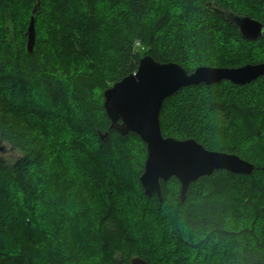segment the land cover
I'll return each instance as SVG.
<instances>
[{
	"label": "trees",
	"instance_id": "16d2710c",
	"mask_svg": "<svg viewBox=\"0 0 264 264\" xmlns=\"http://www.w3.org/2000/svg\"><path fill=\"white\" fill-rule=\"evenodd\" d=\"M208 2H215L221 10L248 15L264 25V0H0V146L6 149L5 141L14 150L25 148L24 162L34 158L33 162L45 166L41 154L45 148H26L24 134L17 130L9 114L21 108L22 112L37 114L32 118L47 121L49 113L60 111L55 114L64 124L50 131H54L48 136L54 140L50 147L55 148V153L58 150L63 155L75 157L77 164L82 163V172L73 177L60 169V175L54 174V186L37 195L36 187L29 186L25 179L27 171L23 159L9 161L0 155V178L17 177L24 194L22 198L25 197L23 200L27 203L17 209L0 204V264H64L65 258L54 247L58 244L59 229L52 226L50 220L62 225V243L70 249L66 231L73 223L82 225L84 220L76 216L85 211L83 207H90L96 199L104 198L92 196L88 199L89 188L101 189L105 198L125 197L116 200L131 205L139 220L146 218L144 221L148 220L146 223L152 228V234L139 236L137 228L144 221L137 220L135 213L131 217L117 214L121 203H110V210L99 212L100 218L88 225L94 229L96 224L91 232L93 237L100 238V244L92 252L93 259L89 260L92 264H130L135 256L142 257L148 264H264V149L258 153L260 156L250 158L243 153L240 143L214 144L215 140L208 137L209 133L215 135L213 132L225 138L232 137L233 123L244 117L247 127L252 128L251 135L264 145V76L246 85L228 80L190 85L164 101L160 121L165 137L193 138L208 149L237 154L255 166L251 174L216 170L211 175L201 176L190 185L184 201L180 199L181 185L176 177L162 182V202L157 195L145 193L140 177L147 158L146 144L136 133L123 136L112 129L104 108V91L135 72L140 58L145 55L160 62H177L188 72L198 66L237 67L264 62V37L243 38L231 21L207 7ZM38 4L34 13L36 40L30 52L27 30ZM205 28L208 30L203 31ZM215 31L216 37L220 35L222 39L219 45L208 40ZM220 44L226 47L234 44L238 50L229 55L226 64H215L213 56L205 55L209 50L223 47ZM32 73L35 76L32 77ZM31 78L36 87L39 83L44 86L41 91L44 90L46 96L26 98L24 102L18 88ZM221 88H229L228 91L247 88L249 94L232 95L222 92ZM204 89L211 90V95L200 98L196 106L183 103L176 107L180 105L176 102L172 106L181 94ZM249 95L251 107L245 98ZM15 102L17 107L13 108ZM186 105L203 109L200 110L203 114L193 117L192 110L183 108ZM169 107L173 113H178L166 119L177 121L184 129L189 128L191 118L194 121L203 119L200 131L185 130L183 136L178 129H169L172 133H167L163 112ZM236 109L240 114L233 112ZM33 125L39 128L38 124ZM104 133H108L107 138H102ZM71 138L76 142L68 144ZM218 140L225 141L222 137ZM61 175L65 177L62 179ZM214 184H218L216 192H209L213 198H218L215 194L228 196L224 190L230 188L226 192L240 200L226 205L228 210L235 211L230 225H227L229 218L223 221L228 214L223 212L225 218H219L217 212L210 210L202 217L192 204L198 200V196H192L195 191L200 194ZM170 186H174L178 194L175 191L174 196H169ZM51 188L61 193L75 190L78 200L68 204L70 196L60 199L59 194H54L57 196L52 213L55 216L39 214L34 202L49 200ZM169 200L173 201L178 215L176 212L171 215ZM244 200L249 203L244 204ZM252 202L251 209L255 208V212L247 211ZM200 206L198 203V208ZM243 209L247 213L240 215ZM65 214L67 218L74 214L73 220L64 218ZM249 216L253 222H249L250 228L246 229L242 224ZM235 219L243 220L237 222ZM136 222L137 227L131 231ZM153 232L155 242L149 241ZM75 241L76 247L69 252L71 259L74 264H86L76 254L77 247L84 246L85 241L80 236Z\"/></svg>",
	"mask_w": 264,
	"mask_h": 264
},
{
	"label": "water",
	"instance_id": "95a60500",
	"mask_svg": "<svg viewBox=\"0 0 264 264\" xmlns=\"http://www.w3.org/2000/svg\"><path fill=\"white\" fill-rule=\"evenodd\" d=\"M215 2L207 7L231 21L240 35L248 40L264 36L261 21L248 15L221 10ZM33 9L27 30V47L33 51L36 40ZM264 76V62L247 63L237 67L198 66L192 72L177 62H160L151 55L139 60L137 70L104 93V108L111 120V128L120 135L136 133L146 144L147 158L141 184L148 196L157 195L162 202V182L176 177L180 182V199L184 201L190 185L199 177L211 175L216 170L251 174L254 164L234 153L206 148L193 138L180 140L162 134L160 114L164 101L183 87L196 84H213L222 80L237 85L249 84ZM108 137V133L101 135ZM4 152L5 147L0 146ZM130 264H148L140 256Z\"/></svg>",
	"mask_w": 264,
	"mask_h": 264
},
{
	"label": "rangeland",
	"instance_id": "374dc122",
	"mask_svg": "<svg viewBox=\"0 0 264 264\" xmlns=\"http://www.w3.org/2000/svg\"><path fill=\"white\" fill-rule=\"evenodd\" d=\"M249 1L250 2L251 1L261 2V0H248V2ZM206 30H208V29L205 28L203 31H206ZM215 32H214L213 37L208 38V40L216 42V45H219V41H221L222 39H219V38H221L220 35H217V37H216L215 34H217V32L216 33ZM195 37H196V39H198L197 36H195ZM195 37H193V38H195ZM220 45L223 47H219V49L209 50L210 52L206 53L205 55L213 56L212 62L215 64H226L229 62V60H228L229 55L236 54L238 52V50L234 44H231L230 46H227V47H226V45H223V44H220ZM56 71H58V70H56ZM33 76H35V74L32 73V77ZM38 85L39 86L36 87L37 85H35V80H33L32 78L27 79L24 83H22L20 85V87L18 89L23 94V98L25 99L24 102H26V98L28 100H30V98H33V97L37 98L38 95H39V97H43L45 95L42 92L44 90L41 91V89L44 86L41 83H39ZM219 90H221L222 92H225V93H232V95L233 94H238V95L239 94H242V95L246 94L247 95V93H248L247 88L245 90H240V89L231 90V88H230V91H228L229 88L227 90H225L223 88H221ZM239 90H240V93H239ZM209 91H211V90H208V89L205 90L204 89L201 91L185 92V93L181 94L180 96H178L177 98L174 99L172 106L174 107V104H176V103L180 104V105H176V107L183 105V103L190 104V105L194 104L196 106V104H198L200 98H204L205 96L210 97L209 95H211V94L209 93ZM249 97H250V95L248 97H245V98H248L247 99L248 104L251 107L252 102H251V99ZM245 98H243V99H245ZM45 99L47 100V98H45ZM45 99H42V100H45ZM228 105H230V104H228ZM12 107L16 108L17 103L15 102L14 105H12ZM232 107H234V106L232 105ZM183 108L184 109L189 108L190 110H192L191 115H193V117H195L196 115L203 114L201 112L203 109L201 110V109H198L196 107L189 106V105H186ZM171 110L172 109L170 108V109H167L163 112L165 114L164 124H165V130L167 133H169V132L172 133L170 131L172 129H178V131L180 130L182 132L181 136H183V134H185V130L200 131L199 127L203 126V124L201 123V121L203 119L199 118V119L194 121L191 118L189 128L184 129L183 126L178 125L177 121L171 122L168 119H166L167 117L171 118L172 113H173V111H171ZM236 110L237 111H233V112L235 114H237L239 112V114H240V110L239 109H236ZM58 112H60V111H57L55 113H58ZM55 113H49L48 117H46V119H48L47 121L46 120L40 121V120H37L35 118H32L31 117L32 115L37 116V114H33V113L29 114L28 112L27 113L22 112L21 108H19L18 111H15V112H12L9 114V116H10L9 118L16 125L17 130L21 131L24 134L23 140L28 145V147H26V148H30V150L34 149V148L39 149V150L45 148V152L41 153L43 155L42 159H43V163L45 164V166H43L42 163H38V161L33 162L34 158H32L33 160L29 159L30 160L29 162H27V161L24 162V158H25L24 154L26 153V149L25 148H23V149L19 148V149L14 150L8 142L4 141V143L6 145V149H5L4 153H2L0 151V155L2 157H5L9 161H16V160L19 161V160L23 159L22 164H23V166L25 165V170L27 171V174H25L26 175L25 179L27 180V183L29 186H32V187L35 186L36 187V190H38L37 195H39V193H41L45 189H48L49 187L54 186V184L52 183L53 178H54V174L60 175V169L63 170V174L66 172L68 174H72V177L75 175H78L79 172H82V170L80 169V168H82V163H80L81 166H80V164H77L74 160L75 157L71 158L69 156L63 155L58 150L55 153V151H54L55 148L50 147V144L54 141L53 138H48V136H50L54 132L53 131L51 133L50 131L53 129L58 130V127L60 128V125L64 124L61 122L60 118L57 117L58 114L56 115ZM174 113L176 114V113H178V111H176ZM174 113H173V115H174ZM55 115H56V118H55ZM30 118H32V119L29 120ZM248 120H249L248 124H250L251 120L250 119H248ZM34 123L38 124L39 128L37 126L33 125ZM52 126H54V127H52ZM250 127L251 126H249V128L247 127V123L245 122L244 117H241V118H237L235 120V122L233 123L232 128H233L234 133H232L233 135L231 134L232 137L228 136L227 138H225L224 136L219 135L218 132H213V134H215V135H212L209 133L208 137H209V139L215 140V141H213L214 144L232 145L234 143H240L243 153L250 158H254V157H257V155L260 156V154H258V153L262 152V150L264 149V145L259 141L258 138H256V137L254 138L251 135L250 131H252V128L250 130ZM64 128H66L65 125H64ZM256 128H257V126H256ZM258 130H259V127H258ZM213 131H215V130H213ZM42 132L44 134H42ZM198 133H200V132H198ZM20 136H21L20 138L22 139V135H20ZM13 137L15 138V136H13ZM43 137H45V139H43ZM221 137L223 139H225V141L222 140V142H220L218 139H221ZM20 138H18V139H20ZM75 142H76V140L71 138V142H68V144H73ZM70 154H72V151H70L69 155ZM64 177H65L64 175H61L62 179ZM89 184H90V186H93L92 182H89ZM217 186H218V184H214L209 189H207L208 191L206 190L205 192H202L203 194L200 192V194H202V195H200L198 192H196L194 190L195 195H192V196H198V200L193 201L192 204H194L196 206L197 213H199V216H202V217H203V214L206 213V211H210V210L213 211L214 213L217 212L218 213L217 217H219V218H221V217L225 218L224 217L225 215L221 214L223 212L228 214V216H226V218L223 221L228 220V218H229V223L227 225H230L231 224L230 219H234V218H232V216H234L235 211L232 212V211L228 210L226 208V205L231 203V202L237 203L240 200H236L234 198V196H230L228 194V192H226L227 190H230V188L224 190L225 194L228 196H220V195L215 194L214 196H218V198L217 199L213 198L212 196H210L209 192H211V191L216 192ZM175 191H176V188L174 186H170L169 187V192H170L169 196H174ZM101 192H102L101 189H98V190H92L91 188L88 189V191H87L88 199H90V197H92V196H101L104 198L96 199L94 203H90V207H83L82 208L85 211L81 212L80 214H78L76 216V217L81 216V218H82L81 220H84V222H82L81 226H80V223H73L71 221L73 223V226L71 225L69 227V230L66 231L68 238H69V244L67 246L71 247L70 249H68L69 251L67 250V248L64 247V245L62 243V237H63L62 225L57 220H56V222H53L50 220L52 226L59 229V231H57V234H56V236L58 237V241H57L58 244L54 245V247H56V251L58 252V254L62 258H65L66 261L64 262V264H74L72 259H71L72 255L70 256L69 252L72 248L74 249L76 247L75 238H77L79 236H80V239L81 238L84 239L85 245L81 246V247H77L76 254L80 257L81 261H84L86 264H92V262L89 260L93 259L94 254L92 252L94 249L97 248V244H100V238L99 237H96V238L93 237L92 232H91L95 229L96 224H94V226H93L94 229H92L88 225L95 223L97 221L98 217L100 218L99 212H102V210H104V211L110 210V208L112 206V204H110V203H114V202H120L121 203V205L119 206V209L117 211V214H120L121 216L129 215L131 217L135 213V215H136L135 217H137V220H139V215L134 211V208H131L132 207L131 205H129L128 203H125V201L122 202V201L116 200V198H120L122 200L123 198L125 199V197L122 196L123 197L122 198L121 196H111V198H105V196H102ZM48 194L50 195V196H48L49 200H47V201H43V200H39V199L35 200L34 207L39 214H46V215L48 214L51 217L55 216V214H52L55 212L54 200H55V197H57V196H54V194H59L60 199H63L62 196H67V195L70 196L68 198L69 199L68 204L73 202V201H76V198L78 200L77 191L75 192V190H72V189L66 191V193H61V192H58L56 190V188H51L49 190ZM176 194H178L177 191H176ZM204 194L206 196H204ZM114 195H115V193H114ZM22 196H24L22 186H21V184H19L17 177H14L13 175H11L8 178H5L3 180L0 178V204L10 205L11 208H16V209L20 208V206L23 207L27 203L23 200V198H25V197L22 198ZM162 196H163V194H162ZM199 196H201V197H199ZM247 200H244V204L249 203ZM96 201H98V202H96ZM168 203H170L168 206L172 207L171 208V215L174 212H176V214L178 215L177 208L173 206V201L169 200ZM198 203L201 205L199 208H198ZM205 205H207V206H205ZM213 205L218 208L217 211L214 210L215 208L212 207ZM241 205H242V202H240V206ZM252 205H253V202L251 204H249L247 211L250 210V212H253V211L255 212V208L251 209ZM103 207H104V209H103ZM11 208L8 207V209H11ZM68 208H70V205ZM184 208H186L187 211L192 210V209H189L188 207H184ZM6 209H3V210L6 211ZM0 210H2V208H0ZM233 210H234V208H233ZM247 211H246V209H243V211H242V213H240V215H244L245 213H247ZM193 212L195 213L194 210H193ZM73 215H68V218H67V214H65L63 217L64 218L66 217L68 220H73ZM49 216H48V219H49ZM212 217H216V215H213ZM145 219L146 218L140 219L139 221H144ZM244 219L246 221L242 224V226H245L246 229H247V226L250 228L251 224H249V222H253V219L250 216L246 217ZM220 220L221 219H219V221ZM242 220L243 219H235L234 221L240 222ZM138 222H136L134 224L132 223L133 226L131 225L132 226L131 231H132V229H135L137 227ZM146 222H148V220L139 223V226L137 228V234L139 236L145 237L149 234H152V228L150 227V225H147ZM233 223H235V222H233ZM47 224H48V220H47ZM199 225H201V224H199ZM197 232H198V228H197ZM133 233L136 236V232L134 230H133ZM157 233H159V231L156 229L155 235H157ZM155 235L153 232V235H152L153 237L151 238V236H150L149 241L155 242L154 241L156 239ZM182 237H183V235H182ZM93 239H94V241H93ZM160 252H162V250ZM63 255H64V257H63ZM135 257H137V256H135Z\"/></svg>",
	"mask_w": 264,
	"mask_h": 264
},
{
	"label": "flooded vegetation",
	"instance_id": "af4514ba",
	"mask_svg": "<svg viewBox=\"0 0 264 264\" xmlns=\"http://www.w3.org/2000/svg\"><path fill=\"white\" fill-rule=\"evenodd\" d=\"M263 37H264V36H263ZM258 38H260V37H258ZM258 38H257V39H258ZM247 40H248V39H247ZM255 40H256V39H255Z\"/></svg>",
	"mask_w": 264,
	"mask_h": 264
}]
</instances>
